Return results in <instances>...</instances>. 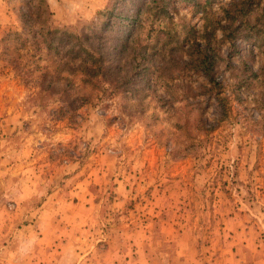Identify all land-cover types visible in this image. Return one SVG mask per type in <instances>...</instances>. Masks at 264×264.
Returning a JSON list of instances; mask_svg holds the SVG:
<instances>
[{
    "label": "rangeland",
    "instance_id": "obj_1",
    "mask_svg": "<svg viewBox=\"0 0 264 264\" xmlns=\"http://www.w3.org/2000/svg\"><path fill=\"white\" fill-rule=\"evenodd\" d=\"M114 1L46 0L44 25L82 41ZM205 1L199 6L234 32L217 29L214 40L224 55L216 76L225 109L203 72L186 69V51L162 45L166 32L203 40L208 20L192 1L167 0L170 20L152 4L137 14L135 45L150 53L130 87L113 75L81 79L68 69L78 57L33 38L42 26L34 2L0 0V160L13 163L11 182L0 177V201L11 211L22 204L18 218L34 219L59 190L115 238L123 256L115 264H264V0L233 23L220 8L233 0ZM112 60L129 73L126 57ZM21 163L30 193L18 203L3 191L21 187Z\"/></svg>",
    "mask_w": 264,
    "mask_h": 264
},
{
    "label": "trees",
    "instance_id": "obj_2",
    "mask_svg": "<svg viewBox=\"0 0 264 264\" xmlns=\"http://www.w3.org/2000/svg\"><path fill=\"white\" fill-rule=\"evenodd\" d=\"M31 1L35 3L33 6H37L38 18L42 19L40 22L42 26L39 27V30L32 31L33 38L37 39L40 37L48 49H55V51L61 55L67 54L72 58L78 57V66L72 68L68 66V69L72 72L78 69L82 75L81 79L84 81H91L96 77L100 78L113 75L117 86L129 83L128 86L133 87L134 81H132V79L147 68L144 64V60L150 53L148 45L142 44L138 48L135 45L137 43V38L134 37V33L141 21L137 14L146 9L151 11L150 4H152L151 8H154L153 12L156 17H167L169 20L172 18L169 13L167 0H129L131 7H128V3H126L125 0H115L105 11L104 15H107L106 19L100 23L99 29L82 35L81 41L77 35L63 32L56 28L51 29V27L44 25L45 13L50 14V11L45 6L46 0H30V2ZM159 1L165 3L160 4ZM187 1H192L197 7H200L199 0ZM209 1L210 0H206L205 3ZM251 2L252 0H233L225 5L222 4L220 8H222L224 16L231 19V23H233L235 21L234 19L239 17V14L244 16L245 13H247ZM204 7L201 6L200 8L208 20L206 23L208 26H205V32L202 34L203 40H199L195 35L192 37L191 34L185 38L179 39L176 37L177 32H171L172 34L166 32L162 45L168 46L170 51L178 48L181 56L182 51H186L188 55L187 60H184L187 64L186 69H200L203 72L210 84L208 88L210 91L215 89L216 100L218 104L225 109L224 102L228 97L223 92L222 82L219 81L216 76L219 71L220 62L224 60V55L220 52L218 46H215L216 41L214 40H216L215 32L217 29H221L224 33L226 31L229 35L234 32L229 31L228 28H224L225 26L222 21L213 16L212 10ZM28 13L29 12H24V15ZM29 19L30 16L25 17L24 25L31 27ZM230 25L231 24H229V26ZM235 26L240 28L243 26V23L239 21V23H234V27ZM184 29L187 33H190L187 26L184 27ZM109 32H112L111 36L108 35ZM169 43H172V45ZM185 44L187 50L183 47ZM149 48H151V46ZM152 49L154 52L156 46L153 45ZM134 51H136L137 54H135ZM113 54L117 57L119 56L120 59L126 57L130 63L128 74H120L121 65L112 60ZM118 77H124V80L121 82Z\"/></svg>",
    "mask_w": 264,
    "mask_h": 264
},
{
    "label": "crops",
    "instance_id": "obj_3",
    "mask_svg": "<svg viewBox=\"0 0 264 264\" xmlns=\"http://www.w3.org/2000/svg\"><path fill=\"white\" fill-rule=\"evenodd\" d=\"M11 162L6 156L0 160V177L7 181L13 175V163L7 166ZM73 162L68 166L73 169L72 177H77L76 161ZM22 168L21 163V187L3 191L7 197L15 195L18 203L30 193ZM73 190L75 186L62 192ZM58 191L48 193L36 217L30 220H22V204L11 211L7 203L0 201V264H115V259L123 257L113 245L115 238L103 236L102 222L92 217L91 208L85 203L62 202ZM105 241L108 244L103 246Z\"/></svg>",
    "mask_w": 264,
    "mask_h": 264
}]
</instances>
